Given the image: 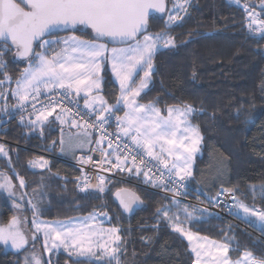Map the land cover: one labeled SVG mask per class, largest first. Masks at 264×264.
<instances>
[{
  "label": "trees",
  "instance_id": "obj_1",
  "mask_svg": "<svg viewBox=\"0 0 264 264\" xmlns=\"http://www.w3.org/2000/svg\"><path fill=\"white\" fill-rule=\"evenodd\" d=\"M241 1L264 10V0ZM173 2L167 0V9ZM187 7V13L180 14L182 19L167 28L168 11L149 16L147 32L165 30L174 38L175 46L157 49L148 87L138 98L162 110L185 104L195 110L190 120L199 128L202 146L192 176L188 177L189 190L212 201L219 188L234 189L244 204L264 211V39L247 33L242 10L227 0H189ZM72 32L94 39L89 30L77 28ZM59 34L52 33L50 37ZM4 47L0 44L3 52L0 61L6 64L0 80H4L5 72L11 77L0 85V92L5 95L29 60L16 55L11 44L6 46L7 51H3ZM101 76V92L114 105L120 89L107 64L103 65ZM4 95L0 96V144L8 155L0 154V173L10 177L17 186H20L19 177L24 178L22 211L30 228L34 210L29 206L28 197L37 205V217L45 219L104 212L107 217L104 223L119 229L120 264H194L187 240L174 229L176 221L171 224L162 213L157 214V208L165 206L170 208L169 215L179 216L181 227L187 231L227 243L230 258L237 259L246 251L264 260V224H255L235 213L249 227L191 204L178 201L176 206L164 194L120 179H106L108 187L103 192L82 191L78 166L44 154L58 155V121L52 117L41 128L33 129L28 123L31 118L19 121L12 116V109L5 111L3 103L8 99ZM41 157L47 165L33 168L29 162ZM135 169L130 172L116 169V173L148 182L144 172L135 174ZM124 186L133 189L143 202L130 215L124 214L112 198L113 191ZM184 205L192 212V218L179 210ZM11 208L0 202L1 222H7L12 216ZM19 260L18 252L5 249L0 243V264H20ZM51 263L109 264V261L107 257L92 260L57 252Z\"/></svg>",
  "mask_w": 264,
  "mask_h": 264
},
{
  "label": "snow or ice",
  "instance_id": "obj_2",
  "mask_svg": "<svg viewBox=\"0 0 264 264\" xmlns=\"http://www.w3.org/2000/svg\"><path fill=\"white\" fill-rule=\"evenodd\" d=\"M189 0H174L172 9L166 8L165 0H0V44L4 45L3 51H7V45L10 42L16 49V55L28 58L29 66L23 70L20 77L16 80V88L11 90V95L16 98V105L23 110L25 103L30 99L33 110L37 112L36 119L30 122L31 126L37 124L43 125L49 117L56 112L57 101L50 100L47 105H43L39 110L36 109L35 101L41 94V89L51 92L55 89H63L65 98L73 93L79 97L84 93V108L89 110V115L96 114L95 121L89 124L87 121L79 123L76 119L72 120V125L85 130V136L89 135L88 129L99 126L103 129L115 113L120 110V105L128 109L123 117L115 116L118 122L119 131L125 137H131L133 145L144 149L141 155H146L159 161L163 168L168 172L167 181L161 177H156L153 183L159 181L160 185L167 187L171 182L173 172L177 183L186 180L192 175L190 169L193 155L199 151L201 135L198 126L189 123L188 117L195 110L191 105L185 104L183 107H167V116L161 114V109L149 102L148 104H139L137 97L148 87V82L153 68V56L159 47L167 48L175 46V40L168 35L165 30L157 33H147L148 18L150 10L159 13L169 12L165 28L173 25L182 19L180 12L187 13ZM21 5H24L23 7ZM249 18L248 28L252 29L254 24L260 27L256 31L261 32V38L264 39V22L255 18L253 11H249L247 5L244 6ZM175 12V14H171ZM76 25L89 27L94 33V39L84 40L76 35H70L64 38L45 39L60 26L67 28ZM107 40L113 44H125L126 47H108V43L101 42ZM56 50V46H60ZM36 47L41 51H36ZM51 53L50 55L48 53ZM3 52L0 51V55ZM105 61L110 62L111 71L119 82L120 96L116 104L109 105L103 96L93 95V92L99 93L100 71ZM6 67L5 62L0 61V72ZM144 75L136 87L135 76L139 71ZM4 80H0L3 85L6 80H11L7 73H3ZM4 93L0 92V96ZM69 115L77 116L79 113H73L71 109L61 107L60 113L55 116L61 124L66 122ZM23 121V116H21ZM83 119V118H81ZM42 132V129H41ZM177 133L181 135L178 137ZM105 135L102 134L97 144L103 143ZM117 139H120L117 134ZM163 142V143H162ZM55 143V142H53ZM63 144V139L61 140ZM167 144L170 147L165 148ZM160 145V152L155 148ZM109 148H112V142H108ZM119 149V145H117ZM63 151V148L61 149ZM103 152L104 150L101 149ZM175 157V162L171 163L163 158V154ZM179 153V155H177ZM0 154L7 156L4 145L0 144ZM107 155V153H104ZM84 163H89L91 157L81 158ZM128 159L127 155L121 160L120 155H116L117 163L114 165L120 168ZM183 162L181 166L180 162ZM111 163L110 160H105ZM33 168H44L47 161L42 157L29 162ZM133 165H136L135 157L132 158ZM143 163V161L141 162ZM131 171V169H129ZM136 171H141L140 166L136 165ZM2 175V174H0ZM146 177L148 172H144ZM151 179V178H150ZM20 187H25L23 177H19ZM105 178L98 177L96 184L89 183L88 177H84L83 190L90 188L98 189L100 192L104 188ZM182 186V185H181ZM13 183L10 177L3 175L0 182V189H5L9 193L13 190ZM36 191L35 189L33 190ZM172 191H176L175 188ZM234 189H221L217 196L228 192L232 194L235 200V207L242 209L245 216H255L264 223V211L253 210L243 201L235 196ZM120 199V204L125 211H131L135 203L140 198L135 194H128L125 190L116 193ZM212 199H215L213 197ZM29 203L33 208V228L31 236H27L21 229V221L13 216L7 225H0V242L11 243L16 249H23L29 243V240L35 241L39 237L37 233H43L44 246L47 251L58 249L61 246L65 251L78 257L95 258L103 260L108 258L109 264L115 261L120 264L119 253L121 237L119 229L95 228L88 221H94L95 216L89 215L83 218L79 223H73L69 220L67 223L60 221H40L35 217L39 215L36 204ZM178 206V201H173ZM17 207H20L17 205ZM186 217L192 218V212L187 205L182 209ZM170 208L158 207L157 214H163V218L168 221L175 220L174 229L187 238L189 242L193 240L206 239L194 236L189 231L181 227L179 216L176 213L169 215ZM106 215V214H103ZM51 240L52 246L48 247ZM103 241V242H100ZM115 245V246H114ZM97 250L100 254L97 255ZM229 245L227 243L196 244L192 246V252L196 255L194 264H200L202 255L205 258L210 257L212 264H264V260L257 261L250 252H245L243 258L231 261L228 258ZM25 264H42L41 259L33 252L31 260L25 258Z\"/></svg>",
  "mask_w": 264,
  "mask_h": 264
},
{
  "label": "built area",
  "instance_id": "obj_3",
  "mask_svg": "<svg viewBox=\"0 0 264 264\" xmlns=\"http://www.w3.org/2000/svg\"><path fill=\"white\" fill-rule=\"evenodd\" d=\"M227 1L242 10L244 14L243 26L246 29L247 33L253 36H260L261 32L256 31V29L260 27L259 24H254L252 29L248 28L249 18L247 17V12L245 11L244 6L247 5L248 10L254 12L255 18L262 22H264V20L261 19L260 13L264 12V10L253 7L241 0ZM50 100L57 101V108L65 107L71 109L73 113L78 112L79 115H69V118L70 120L76 119L79 123L87 121L89 124H92L95 121L96 115H98H89V110L84 108V106L79 102V100L74 94L65 98V93L63 89H55L51 92L42 91L41 94L37 97V100L35 101L36 109L39 110L43 105H47ZM33 103L34 102L30 99L25 103L23 110H20L19 107L14 108L12 110V116L16 117L19 121H21V116H23V121L34 117L35 115H37V112L33 110ZM119 107L121 108V105ZM115 116H120L119 111L115 113ZM115 116H113L106 124H104L103 129H100L99 126L91 128L90 130L93 133V141L89 150L87 152L78 153L72 160H70L71 163L78 166L81 170L80 181L82 186L84 184L85 176L88 177L89 183L91 184H96L98 182L99 176H103L105 180L112 178L120 179L159 192L175 201L191 204L201 209H204L205 211H209L217 215L231 218L237 223L244 224L234 214L233 209L235 200L233 199L232 194L225 192L224 194L217 196V193L220 192L222 188H229H219V190L216 192L215 199L210 201L203 198V196L194 193L193 191L188 189V178L180 183H177L176 180H178V177H175V172H173L172 174L174 179L171 182H168L167 187L160 185L159 181L153 183V180H155L156 177L161 176H163V178L167 181V170L163 168V165L160 164L159 161L147 157L146 155L140 154L144 152V149L137 148L135 145H133L132 141L128 137L123 136V133L119 131L118 122L116 121ZM102 134H104L106 138L104 139L103 143L97 144L96 141L100 140ZM117 134H119L120 139H117ZM109 141L112 142L111 149L115 152V154L120 155L122 158L127 155L128 159L126 161L128 163L133 165L132 158L135 157L136 165L140 166L141 171L149 173V176L147 177L148 182H141L130 179L128 177L120 176L116 173V167H114V163L104 162L106 157V155L104 154L106 153L104 145L108 146ZM117 145H119V149H117ZM101 149H103L104 151L102 152ZM82 157L84 159L91 157V161L89 163H84L81 159ZM142 161L143 163H141ZM136 165L133 166L136 168ZM173 188L176 189L175 192L172 191ZM87 190L93 192L99 191L95 188H90ZM246 226L249 227L248 225Z\"/></svg>",
  "mask_w": 264,
  "mask_h": 264
},
{
  "label": "rangeland",
  "instance_id": "obj_4",
  "mask_svg": "<svg viewBox=\"0 0 264 264\" xmlns=\"http://www.w3.org/2000/svg\"><path fill=\"white\" fill-rule=\"evenodd\" d=\"M170 9H172V7L170 8ZM182 12H180V14H181ZM171 14H175V12H172ZM168 15H169V12H168V14H167V18H168ZM260 17H261V19L262 20H264V12H261L260 13ZM148 33V32H147ZM49 38H51L50 36L49 37H47V38H45V39H49ZM29 64V63H28ZM27 64V66H29ZM143 75H144V72L141 70V71H139V75H137V76H135V83H133L132 84V87H136L138 84H139V82H140V80H141V78L143 77ZM118 81V80H117ZM149 81H150V79H149ZM119 83V82H118ZM148 84H149V82H148ZM144 90H146V89H144ZM142 93V92H141ZM137 101H138V103L139 104H148V103H146V102H142V101H140L139 100V98L137 97ZM153 104V103H152ZM154 106L155 107H157V108H159L158 106H156L155 104H154ZM173 106H179V107H183V106H180V105H173ZM126 111H128V109L126 108V107H124V110H122V112L120 113L121 114V117H123L124 116V113L126 112ZM161 114L162 115H164V116H167V108L165 109V110H162L161 109ZM188 121H189V123L191 124V125H193V126H197L196 124H194L191 120H190V116L188 117ZM90 130V129H89ZM200 132V131H199ZM181 134L180 133H177V136L179 137ZM200 135H201V133H200ZM130 140H131V138H129ZM92 141H93V139H92ZM163 143V142H162ZM165 148H167V147H170L169 145H167V144H164L163 145ZM201 146H202V136H201V142H200V145H199V151L197 152V153H195L194 155H193V158H192V161H191V165H190V171H191V173H192V171H193V168H194V166H195V159H196V156H197V154H200L201 153ZM155 151L156 152H160V145H157L156 146V148H155ZM44 154H46V155H49V156H53V157H56V158H58L57 157V155H51V154H49V153H44ZM177 155H179V153H177ZM43 158V157H42ZM163 158L164 159H167V160H169V162H170V164H169V166H171V163L172 162H175V157L174 156H172V157H170V156H168L166 153H164L163 154ZM38 158H36V159H34V160H37ZM44 159V158H43ZM59 159H61V158H59ZM33 160V161H34ZM45 160V159H44ZM105 160H107V157H105ZM180 164H181V166H183V162L181 161L180 162ZM215 165V161H212V166H214ZM0 174H2V175H0V182H2V180H3V175H5V174H3V173H0ZM108 181H106L105 183H104V188L106 189V187H108V183H107ZM13 183V185H14V187H13V190H12V192L11 193H9L7 190H5V189H0V202L2 203V204H9L12 208V210H13V214H12V216L9 218V220L7 221V222H5V223H3V222H1L0 221V225H7L9 222H10V220H11V218L13 217V216H16L17 217V219L19 220V221H21V229L25 232V234L27 235V236H31V233L34 231V228H33V223H32V226H31V228L27 225V219H26V217H25V215H24V213H23V211H22V207H23V201H24V196H25V194H23L22 193V189H21V187L20 186H17V185H15L14 184V181L12 182ZM28 199H29V201H31L32 202V204H34V201L32 200V198L30 199L29 197H28ZM28 201V202H29ZM17 205H19L20 207H17ZM29 206L30 207H32V205L29 203ZM250 208H252V207H250ZM254 210V209H253ZM100 213V217L102 216V214H101V212H99ZM237 213H240V216H242V217H246L245 216V214L243 213V211H242V209H237ZM89 215H93L94 216V214L92 213V214H88V215H84V216H76V217H72V218H68V219H45V218H41V217H35V219L37 220V222H40V221H48V222H52V221H60V222H65V223H67L69 220H71L73 223H79L83 218H85V217H88ZM3 216V214H2V210L0 211V218ZM255 217V216H254ZM33 219H34V217H33V214H32V217H31V222H33ZM258 219V218H257ZM259 220V219H258ZM101 218H97L96 217V219L94 220V221H88V223L90 224V225H93L95 228H97V229H99V228H112V227H105V226H103V225H101ZM259 222H261V221H259ZM173 222L171 221V224H172ZM173 225H174V223H173ZM37 236L39 237L38 239H36L35 241H33V240H29V243L27 244V245H25V247L23 248V249H16V248H14V247H12L11 246V243L9 242V243H7V244H5V243H3V242H0L1 244H3V246L5 247V249H9V250H12V251H14V252H18V254H19V257H20V264H25V258L26 257H28V259L29 260H31V253H35L40 259H41V262H42V264H52L51 263V259H52V257L53 256H55V254L57 253V252H65L66 254H68V255H70L71 257H73V258H85V259H92V260H97V259H95V258H87V257H78V256H76V255H74V254H70V252L69 251H65V249L61 246L60 248H58V249H53L52 251H47L46 249H45V246H44V237H43V233H37ZM216 241V240H215ZM100 242H103V241H100ZM194 242L196 243V240H194ZM51 246H52V242H51V240L48 242V247L49 248H51ZM115 246V245H114ZM98 251L99 250H97V253H98ZM106 258V257H105ZM54 259V258H53ZM203 259H207V258H205V257H203ZM202 264H210V263H207V262H204V263H202Z\"/></svg>",
  "mask_w": 264,
  "mask_h": 264
},
{
  "label": "crops",
  "instance_id": "obj_5",
  "mask_svg": "<svg viewBox=\"0 0 264 264\" xmlns=\"http://www.w3.org/2000/svg\"><path fill=\"white\" fill-rule=\"evenodd\" d=\"M145 34H149L148 33H145ZM70 35H76L78 36L76 33L74 32H69V33H61L59 35H56V36H53L49 39H55V38H64V37H67V36H70ZM80 37V36H78ZM84 40H91V39H86V38H83V37H80ZM101 42H105V41H101ZM107 43V42H105ZM62 45L60 46H56V50L58 51L59 50V47H61ZM127 45L125 44H121V45H111V44H108V47L109 48H112V47H126ZM41 51V50H40ZM49 55L51 54L50 52L48 53ZM104 64H107V66L110 68V71H111V64L110 62L108 61H105ZM103 64V65H104ZM29 65V64H28ZM28 66L26 65L25 68H27ZM103 67V66H102ZM24 68V69H25ZM101 71H102V68H101ZM101 71H100V77H101V81H100V86H101V82H102V76H101ZM111 74L113 76V78L115 79V81L118 83V81L116 80L115 78V75L114 73H112L111 71ZM119 85V83H118ZM16 88V82L13 84V86L11 87L10 91L8 92L6 90L5 92V98L6 100L8 99L7 103H3V107L5 109V111H10L11 109L13 110L14 108L11 107L12 105H16L17 101H16V98H14L12 95H11V90L12 89H15ZM120 89V88H119ZM42 91H45L43 88L41 89V92ZM74 94V93H73ZM75 95V94H74ZM93 95H99V96H103L102 92L100 91L99 93H96L95 91L93 92ZM120 96V94H119ZM104 97V96H103ZM77 99L79 100V102L84 106V93H81V95L79 97H77ZM105 99V98H104ZM106 100V99H105ZM108 103V102H107ZM109 105H111L110 103H108ZM122 110H124V106L123 104H121V112ZM60 113V110L59 109H56V112L53 113L52 116L49 117L52 118L54 117L55 119V116L57 114ZM96 114L99 115V113L97 112ZM120 117H121V114H120ZM36 119V115L34 117H32L30 120H29V124L31 121L35 120ZM48 119V120H49ZM56 120V119H55ZM59 125H60V134H59V149H58V155L57 157L58 158H61L62 160H72L78 153H83V152H87L92 144V139H93V133L91 130H87L89 135L85 136V130L83 128H77L75 126L72 125V120L69 119V117H67L66 119V122L61 124L59 120H57ZM31 126V125H30ZM42 125H35V126H31L33 129H39L41 128ZM128 138H131V137H128ZM63 139L64 143L62 144L61 143V140ZM63 148V151L61 150ZM106 149V157H107V160H110L112 163L116 164L117 163V160H116V155L115 152L110 148H105ZM121 160L123 161L124 158L121 157ZM135 167L128 163L127 161H124V163L121 165L120 168H116L118 171H121V172H130L129 169H132ZM136 170V169H135ZM135 174H138V172L136 171ZM192 176V175H191ZM143 177L146 179V176L143 175ZM79 185L81 186V183L79 182ZM254 210H259L257 207H254L253 208ZM234 213L239 216L240 218H244L246 220H250L252 222H254L255 224H264L262 222H259V220L257 219V217H254V216H246V217H242L240 216V213H237V208L235 207L234 205V209H233ZM95 217L97 218H101V225L105 226V227H115V226H109L107 224L104 223V221L107 219L106 215H103V214H106L104 212H101L102 216L100 217V213L99 212H94L93 213ZM117 228V227H116ZM186 230V229H185ZM187 231V230H186ZM190 233H192L194 236H199V237H202V238H206V239H200V240H196V243L194 242V240L192 242H189L187 240V238L185 236H183L181 233V236H183L187 242H188V245H189V248L192 252V246L193 245H196V244H211L212 242H215V243H224V242H221V241H215L213 239H210V238H207L205 236H202L200 234H197V233H194V232H191L189 231ZM246 251H244L237 259H241L243 258V254L245 253ZM193 255H194V258L196 260V255L194 252H192ZM100 252L98 251L97 255H99ZM203 255L200 259V264L204 263V262H207V263H210L212 264L211 262V258L208 257L207 259H203ZM228 258L231 260V261H236L237 259H232L230 258L229 254H228ZM256 259V258H255ZM194 260V261H195ZM257 261H259L258 259H256Z\"/></svg>",
  "mask_w": 264,
  "mask_h": 264
},
{
  "label": "water",
  "instance_id": "obj_6",
  "mask_svg": "<svg viewBox=\"0 0 264 264\" xmlns=\"http://www.w3.org/2000/svg\"><path fill=\"white\" fill-rule=\"evenodd\" d=\"M17 2L19 3L20 0H17ZM165 3H166V8H167V7H168L167 0H165ZM21 6L23 7L24 5H21ZM259 9H261V8H259ZM164 13H165V12H164ZM164 13H159V12H156V11H154V10H150V14H149V16H150V15H154V14L161 15V14H164ZM148 27H149V26H148ZM148 27H147V31H148ZM77 28H81L83 31H85V30H89V31L91 32L92 36L94 37V33H92V30H91L89 27L84 26V25H76L74 28H73L72 26H68L67 28H65L64 26H60V27H58L53 33L72 32V31H74V30L77 29ZM106 41H107V40H106ZM9 44H10V42H9ZM112 44H113V43H112ZM114 45H121V44H114ZM11 46H12V45H11ZM13 47H14V46H13ZM19 57H20V56H19ZM21 58H22V57H21ZM120 190H125L126 193H128V194H135V195L138 196V197H139V195H138L133 189H131V188L128 187V186H124V187H121V188H117L116 190L113 191V193H112V198H113V200L118 204V206L120 207L121 211H122L124 214L130 215V214L134 213L137 209H139V208L142 206L143 202H142L141 198L139 197V198H140V201L137 202V203H135V204L133 205L132 210H131V211H125V209L123 208V206L120 204V199H119V198L117 197V195H116V193H117L118 191H120Z\"/></svg>",
  "mask_w": 264,
  "mask_h": 264
},
{
  "label": "bare ground",
  "instance_id": "obj_7",
  "mask_svg": "<svg viewBox=\"0 0 264 264\" xmlns=\"http://www.w3.org/2000/svg\"><path fill=\"white\" fill-rule=\"evenodd\" d=\"M66 161V160H65ZM67 161H69L70 162V160H67Z\"/></svg>",
  "mask_w": 264,
  "mask_h": 264
},
{
  "label": "clouds",
  "instance_id": "obj_8",
  "mask_svg": "<svg viewBox=\"0 0 264 264\" xmlns=\"http://www.w3.org/2000/svg\"><path fill=\"white\" fill-rule=\"evenodd\" d=\"M120 115V114H119ZM235 205V204H234Z\"/></svg>",
  "mask_w": 264,
  "mask_h": 264
}]
</instances>
